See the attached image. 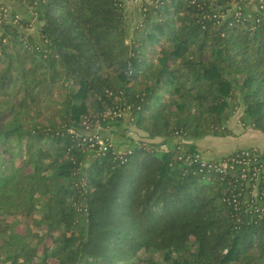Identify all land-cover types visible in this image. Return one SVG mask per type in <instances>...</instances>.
<instances>
[{"label":"trees","instance_id":"16d2710c","mask_svg":"<svg viewBox=\"0 0 264 264\" xmlns=\"http://www.w3.org/2000/svg\"><path fill=\"white\" fill-rule=\"evenodd\" d=\"M16 1L39 37L0 2V264H264V153L185 142L238 105L264 133V1ZM126 111L167 147L87 133Z\"/></svg>","mask_w":264,"mask_h":264},{"label":"rangeland","instance_id":"374dc122","mask_svg":"<svg viewBox=\"0 0 264 264\" xmlns=\"http://www.w3.org/2000/svg\"><path fill=\"white\" fill-rule=\"evenodd\" d=\"M143 1L150 0H124V4L129 16L128 20L131 25L140 16L139 8L141 7ZM0 2L4 3L6 8L9 10L15 9L17 11V15L28 17L31 22L28 31L31 32L36 39H38L39 35L37 30L39 22L35 16L30 17L31 14L29 9L16 0H0ZM237 2L238 1H234L233 4H236ZM244 3L248 5H255V0H244ZM241 110V105H238L229 113L226 120L229 133L225 135L207 134L191 142L194 144L195 148L197 149L196 151L200 154L202 159L218 161L221 160L224 155H227L237 149H242L243 147L246 148L249 146L255 147L253 143L258 140H255L256 136L253 133L259 132L257 130H252L254 128L251 129V127H248L247 125L242 126L243 123L240 121ZM87 133L97 135L96 137L101 146L105 144L104 139H108V141L117 146V149L119 150L126 149L130 143V140H134L136 142L148 141L158 143L157 146L162 149L167 147V143L162 141V137H149L144 130L138 128L130 119V115L127 111L123 114V118L119 123L107 125L97 124L94 129L89 130ZM185 142L190 143V139L186 140ZM16 227L20 231L23 230L21 224L16 225Z\"/></svg>","mask_w":264,"mask_h":264},{"label":"built area","instance_id":"2783aa9c","mask_svg":"<svg viewBox=\"0 0 264 264\" xmlns=\"http://www.w3.org/2000/svg\"><path fill=\"white\" fill-rule=\"evenodd\" d=\"M234 1H239V0H232V2H231V5H232V8H234L235 10H236V14H238L239 12H238V8H239V6H238V2L236 3V4H233V2ZM259 1H264V0H259ZM243 3H244V1H243ZM244 4H246V3H244ZM3 10L4 11H6L5 13H3V15H8V11H7V8L6 7H4L3 8ZM222 15V14H221ZM16 16H18L17 14L15 15V17ZM223 16V15H222ZM221 16V17H222ZM92 136H94L95 138H96V140H97V142L99 143V141H98V139H97V135H92ZM91 138V137H90ZM99 145L101 146V144L99 143ZM101 147H104V145L103 146H101ZM194 154V159L195 160H197L199 163H200V165H208V166H214L216 169H218V170H221V171H223L224 169H226L227 167H232L233 165H237V164H239V163H242V164H248V161H246V160H241V159H232V161H227V160H224V159H221V160H218V161H210V160H204V159H202L201 158V156H200V154L198 153V152H194L193 153ZM263 165H264V163H263ZM263 170H264V167L262 168ZM243 177H249L247 174H246V171H245V169H243V172H242V174H241ZM252 176L255 178V182H254V188H253V190H252V193L254 194V195H257V188H256V182L257 181H259V178H258V176H259V170L257 169V168H255L254 169V171L252 172ZM250 178V177H249ZM247 181H249V180H247Z\"/></svg>","mask_w":264,"mask_h":264},{"label":"crops","instance_id":"0c3cea01","mask_svg":"<svg viewBox=\"0 0 264 264\" xmlns=\"http://www.w3.org/2000/svg\"><path fill=\"white\" fill-rule=\"evenodd\" d=\"M251 5V4H250ZM242 123V122H241ZM243 125H245V124H242V126ZM246 126V125H245ZM248 127H251V126H249V125H247ZM251 129H252V127H251ZM252 130H256V129H252ZM259 133H256V132H254L253 134H255V136H256V139L255 140H258V141H256L255 143H253V145L255 146V147H257V148H259L260 149V151L261 152H263L264 153V133L263 132H261V131H259V130H257ZM201 138V137H200ZM197 139H199V138H197ZM197 139H192V140H190V142H193L194 140H197ZM251 145V144H250ZM244 148V147H243ZM211 157V156H210ZM215 157V156H214Z\"/></svg>","mask_w":264,"mask_h":264}]
</instances>
